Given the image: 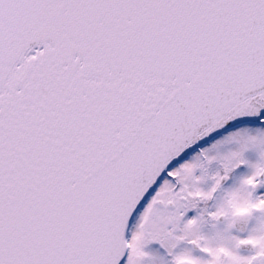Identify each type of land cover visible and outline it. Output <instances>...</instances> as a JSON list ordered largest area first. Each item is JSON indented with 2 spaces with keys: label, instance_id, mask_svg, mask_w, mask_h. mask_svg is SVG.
<instances>
[{
  "label": "snow or ice",
  "instance_id": "1",
  "mask_svg": "<svg viewBox=\"0 0 264 264\" xmlns=\"http://www.w3.org/2000/svg\"><path fill=\"white\" fill-rule=\"evenodd\" d=\"M0 264H264V0H0Z\"/></svg>",
  "mask_w": 264,
  "mask_h": 264
}]
</instances>
